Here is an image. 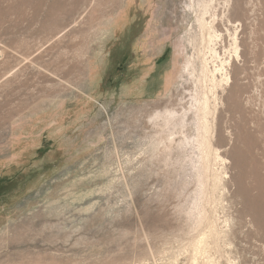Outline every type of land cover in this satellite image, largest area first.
I'll return each instance as SVG.
<instances>
[{
  "label": "rangeland",
  "instance_id": "1",
  "mask_svg": "<svg viewBox=\"0 0 264 264\" xmlns=\"http://www.w3.org/2000/svg\"><path fill=\"white\" fill-rule=\"evenodd\" d=\"M0 264H264V0H0Z\"/></svg>",
  "mask_w": 264,
  "mask_h": 264
},
{
  "label": "bare ground",
  "instance_id": "2",
  "mask_svg": "<svg viewBox=\"0 0 264 264\" xmlns=\"http://www.w3.org/2000/svg\"><path fill=\"white\" fill-rule=\"evenodd\" d=\"M235 107L239 110L242 109V106L239 102H237L235 104ZM244 138H245V141H246V146L243 150L240 151V155H244L245 153H248V152H251V150L253 149L254 147V144H255V139H253L251 136H248V133H244ZM246 164V163H245ZM251 164V163H250ZM249 165V164H247ZM246 166V165H245ZM251 167V166H250ZM245 169V168H244ZM253 169V168H252Z\"/></svg>",
  "mask_w": 264,
  "mask_h": 264
}]
</instances>
